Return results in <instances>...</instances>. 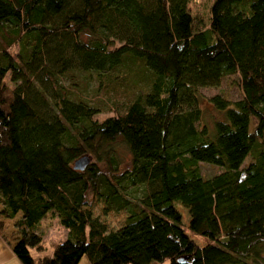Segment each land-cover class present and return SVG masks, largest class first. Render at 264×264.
Segmentation results:
<instances>
[{
    "label": "trees",
    "instance_id": "trees-1",
    "mask_svg": "<svg viewBox=\"0 0 264 264\" xmlns=\"http://www.w3.org/2000/svg\"><path fill=\"white\" fill-rule=\"evenodd\" d=\"M0 0V231L19 264H248L264 244V0ZM11 45L15 49L10 48ZM127 88L115 114L80 91L79 72ZM238 74L240 96L207 98L220 114L197 126L198 87ZM106 77V76H105ZM69 81V82H68ZM122 81V82H121ZM121 82L122 84H119ZM73 86V87H72ZM127 154L117 167L116 141ZM93 154L81 171L72 162ZM97 151V152H96ZM103 152V153H100ZM249 161L241 166L243 159ZM219 167L200 177L197 163ZM140 189L139 203L126 197ZM125 210L104 226L83 209ZM186 210L185 227L173 205ZM64 238L43 251L36 225ZM185 258L183 263L176 260Z\"/></svg>",
    "mask_w": 264,
    "mask_h": 264
},
{
    "label": "rangeland",
    "instance_id": "rangeland-1",
    "mask_svg": "<svg viewBox=\"0 0 264 264\" xmlns=\"http://www.w3.org/2000/svg\"><path fill=\"white\" fill-rule=\"evenodd\" d=\"M210 1L211 0H189L187 4L191 13L202 18V25L206 23L207 8ZM10 48L14 50L15 46L11 45ZM122 70V67H119L117 68V70L113 69L109 72H104L101 75H97L95 73L79 72L76 74H69L66 79L62 80V78L61 82L65 86H69L68 84H66L68 78L72 81L77 80L76 83H78L80 87V91H77V94L83 96L90 104L98 108V111L92 116V119L100 121L104 117L114 115L116 113L115 108L120 105L123 98L125 99L127 96H132L134 93V91H128L127 88L123 89V87H118L117 90V86L113 87L110 82H107L108 77H113L119 74ZM121 82H119V84H122ZM197 92L200 96L199 106L201 108V114L199 120L195 124L197 126L205 125L206 127L210 128L212 122L215 119L220 118V114L211 107V105L207 101V98L213 94H218L219 96L226 98L229 101L237 99L240 96V90L238 87V74L236 72L225 74L219 79V82L216 86L198 87ZM112 149L114 151L115 157L117 158V167L119 169H122L126 166L127 162L125 161L127 154L124 150V147L120 145V143L116 140L112 142ZM81 156H85L88 158L86 166L90 163H96L99 167L104 169V165L102 162L103 156L99 154V151L98 155L96 156H99L100 162H97L95 156L93 154H90L88 151L87 153H83ZM248 161L249 156H246L241 162V166L245 165ZM197 170L200 177L203 179L209 178L221 171L219 167L201 162L197 163ZM141 194V190L137 189L136 192H130V194L126 197L132 203L138 204L139 199L141 198ZM86 203L87 205L83 209L89 211L92 218H95L98 222L103 224L105 233L120 228L124 222L125 217L127 216V212L125 210H119L117 212L102 211V203L95 197L89 195L86 197ZM173 207L179 215V222L184 228V232L186 233L188 238L195 245L202 246L205 243L204 240L194 237L185 229L188 221L186 210L178 204H174ZM15 218L16 216L12 220L6 221L7 225L9 226V231H11V223ZM35 228L41 234V243L43 246V251L39 253L38 256L49 255L51 251V244L57 241H61L64 238V230L55 222L54 219L51 220L46 217L42 221H40ZM29 253L31 257H36V253L34 251L30 250ZM257 256L258 258L255 261L248 259L247 263L264 264V244L257 250ZM78 264L88 263L84 257H81ZM160 264H166V262Z\"/></svg>",
    "mask_w": 264,
    "mask_h": 264
},
{
    "label": "crops",
    "instance_id": "crops-1",
    "mask_svg": "<svg viewBox=\"0 0 264 264\" xmlns=\"http://www.w3.org/2000/svg\"><path fill=\"white\" fill-rule=\"evenodd\" d=\"M3 222L4 228L2 229V231H0V264H19V262L11 253L10 247L7 245V243L1 236L4 235L5 237H7V233L9 231V226L7 225L6 221ZM36 257H39L38 254H36Z\"/></svg>",
    "mask_w": 264,
    "mask_h": 264
},
{
    "label": "water",
    "instance_id": "water-1",
    "mask_svg": "<svg viewBox=\"0 0 264 264\" xmlns=\"http://www.w3.org/2000/svg\"><path fill=\"white\" fill-rule=\"evenodd\" d=\"M88 158L85 156H80L72 162V169L81 171L87 164ZM178 263H183L185 258H179L176 260Z\"/></svg>",
    "mask_w": 264,
    "mask_h": 264
}]
</instances>
